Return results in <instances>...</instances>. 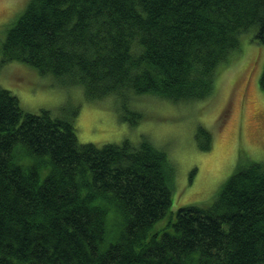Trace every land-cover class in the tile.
Here are the masks:
<instances>
[{"label": "trees", "instance_id": "trees-1", "mask_svg": "<svg viewBox=\"0 0 264 264\" xmlns=\"http://www.w3.org/2000/svg\"><path fill=\"white\" fill-rule=\"evenodd\" d=\"M251 29L264 43V0H30L1 42L0 71L18 60L89 100L118 95L137 123L145 93L212 95L219 64ZM75 114L26 111L0 86V264H264L263 162L174 213L167 152L148 139L80 142ZM197 137L211 148L206 127Z\"/></svg>", "mask_w": 264, "mask_h": 264}, {"label": "rangeland", "instance_id": "rangeland-1", "mask_svg": "<svg viewBox=\"0 0 264 264\" xmlns=\"http://www.w3.org/2000/svg\"><path fill=\"white\" fill-rule=\"evenodd\" d=\"M30 0H0V45L8 28ZM255 29L241 34L239 48L218 66L215 91L207 98L172 101L145 93L135 97L143 117L132 123L123 117L118 95L89 100L79 85L65 84L52 73L8 61L0 71V86L15 93L26 111L49 109L54 115H74L80 142L139 143L148 139L167 152L177 170L171 210L213 200L219 188L240 165L264 163V43ZM1 58V50H0ZM206 127L212 146H200L197 131ZM204 141V140H203ZM167 213L153 227L161 229L174 218ZM173 214V215H171Z\"/></svg>", "mask_w": 264, "mask_h": 264}]
</instances>
